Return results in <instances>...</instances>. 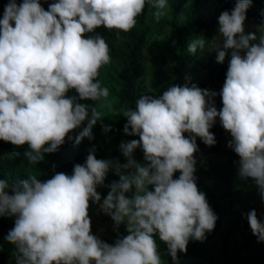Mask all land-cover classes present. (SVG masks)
I'll use <instances>...</instances> for the list:
<instances>
[{
    "label": "clouds",
    "instance_id": "1",
    "mask_svg": "<svg viewBox=\"0 0 264 264\" xmlns=\"http://www.w3.org/2000/svg\"><path fill=\"white\" fill-rule=\"evenodd\" d=\"M252 5L235 0L219 14L211 40L198 35L187 44L193 55L207 50L217 63L227 59L219 92L186 76L162 94L140 95L128 108L117 107L98 79L111 56L97 29L129 32L146 6L155 22L170 19L169 0H52L47 9L42 0H8L0 18V141L27 145L13 155L41 164L68 142L94 141L98 123L105 134L113 131L106 117L123 116V134L138 137L120 142L125 162L98 159L93 144L71 174L53 165L44 180L33 173L0 178V218H15L4 237L14 246V264H165L158 240L166 246L164 255L179 264L189 242H203L219 219L196 176L197 140L217 143L211 131L217 119L239 157V178L250 179L264 202V21L246 30ZM138 149L143 161L135 156ZM109 173L118 179L106 184ZM93 205L113 221L114 243L93 233ZM244 217L264 243L256 209Z\"/></svg>",
    "mask_w": 264,
    "mask_h": 264
},
{
    "label": "rangeland",
    "instance_id": "2",
    "mask_svg": "<svg viewBox=\"0 0 264 264\" xmlns=\"http://www.w3.org/2000/svg\"><path fill=\"white\" fill-rule=\"evenodd\" d=\"M187 4V6H186ZM169 18L162 19L159 23L155 22L152 17V9L149 7L145 25L148 29L146 48L144 51L146 60L144 62V75L140 80V86L144 90V94L151 92L152 94H162L166 85L162 78H179L181 84L185 82V77L191 78L192 82L198 85L206 81L209 76V66H222L224 68V77L212 89L219 92L223 86L227 72V59L224 64L217 63L215 52L205 50L197 51L195 55L186 52L191 56H195V63L178 69L177 57L179 49L177 46L178 30L186 25L188 15L196 17H204L205 13L211 15H219L221 6L219 0H199L197 7L184 0L183 8L175 24L173 21V7L169 0ZM259 23L248 17L246 21V30L255 31ZM206 39L211 40L213 37L203 35ZM197 37V36H196ZM194 37L193 39H195ZM192 40V39H191ZM175 42V43H173ZM99 80L102 86L110 89V98H115L117 107H125L120 100L121 85L123 82V70L120 65L111 60L109 64L102 66L100 69ZM217 108L222 107L221 98H215ZM124 119L123 116L117 119L106 117L105 124H110L113 131L104 133L98 123L93 133L94 141L85 139L86 155L88 149L94 144L97 147L96 156L98 159H115L119 158L121 162L124 157L119 151V144L122 140L130 139L117 131L120 123ZM215 134L217 143L214 146H206L199 139V152L196 153L198 187L206 193L207 200L218 215L216 227L211 233L206 234L203 242L190 241L188 247L194 246L200 250L201 256L190 259L184 264H264V243L258 242L257 238L252 234L244 213L252 209H256L258 217L264 221V202L259 196L253 194L249 187V180H241L238 176L237 158L219 152L220 149L231 150L227 146V141L231 136L220 125L217 119L216 125L211 129ZM187 135V134H186ZM27 149V145L23 147V151ZM135 156L138 160L143 161L141 150H137ZM10 164H19L27 173L37 174L41 177V172L36 165H29L23 157H10ZM179 175V173H177ZM113 179H118L112 173H109L106 184ZM98 191L102 195H106L107 188H99ZM92 219L93 233L100 236L101 239L107 238L111 234H117L113 231V221L104 215L98 213L97 207L93 205L90 209ZM13 218H7L8 221L14 223ZM120 232H124L123 226ZM165 264H173L170 259H163ZM9 264H13L10 262Z\"/></svg>",
    "mask_w": 264,
    "mask_h": 264
},
{
    "label": "trees",
    "instance_id": "3",
    "mask_svg": "<svg viewBox=\"0 0 264 264\" xmlns=\"http://www.w3.org/2000/svg\"><path fill=\"white\" fill-rule=\"evenodd\" d=\"M7 2L8 0H0V18H2L4 5ZM50 2H52V0H47V2L42 0L45 9H47L48 3ZM170 3L173 7V21L176 24L183 8L184 0H170ZM191 3L192 6L197 7L199 5V0H191ZM219 4L221 6V13L224 10H231L235 4V0H219ZM148 9L149 7L146 6L144 13L137 18L136 26L129 32L118 33L115 29L109 31L103 27L97 29V32L104 36L109 45L111 60L116 61L123 70L120 100L125 107L128 108H134L135 101L140 95L144 94V90L140 86V80L144 75V62L146 60L144 51L146 48L148 29L145 25V21L147 19ZM262 10H264V0H253V5L249 8L247 17L254 19L260 24L264 21V16L261 15ZM218 16L219 15H211L209 13H205L204 17L188 15L186 25L180 28L177 34V46L180 52L176 60L178 69L187 67L196 61L195 56H191L186 52L187 44L191 39L198 35L214 37L217 34ZM118 35L119 38H117ZM209 73L206 81L199 85L201 88L212 89L223 79L224 68L222 66L210 65ZM162 81L166 85L173 83L181 84L179 78H162ZM87 103L92 104L91 101ZM125 123L126 118L120 123L118 131L123 132V125ZM130 139H138V137H130ZM84 141L79 145L68 142L63 145L57 153L46 154L45 162L36 165L41 172L40 179L44 180L51 177L53 174V165H56V171H63L71 174L73 165L75 163H83L85 160L86 146ZM15 151L22 153L23 147L16 148L9 143L0 141V178L4 176L8 177L10 180L27 178L26 171L19 164H10V157L14 156L13 153ZM218 151L229 157L239 159L232 150L220 149ZM249 187L254 195L259 196L254 183L250 179ZM13 224L14 223L8 221L7 218H0V264H9L10 262L14 264L12 258L14 246L4 239L8 230L13 227ZM116 238L117 234H111L104 240L108 243H114ZM157 242L162 258L170 259L171 262L175 264L170 256L164 255L166 246L159 240ZM200 256V250L196 249L194 246L188 247L186 254H179V264H184L186 261Z\"/></svg>",
    "mask_w": 264,
    "mask_h": 264
}]
</instances>
